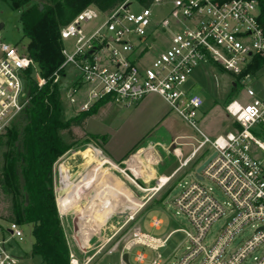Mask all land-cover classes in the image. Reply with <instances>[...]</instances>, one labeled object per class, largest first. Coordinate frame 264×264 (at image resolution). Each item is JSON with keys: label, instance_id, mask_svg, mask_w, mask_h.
<instances>
[{"label": "built area", "instance_id": "built-area-1", "mask_svg": "<svg viewBox=\"0 0 264 264\" xmlns=\"http://www.w3.org/2000/svg\"><path fill=\"white\" fill-rule=\"evenodd\" d=\"M260 13L259 0H124L106 12L87 6L61 27L64 60L53 82L74 72L65 94L77 114L101 99L129 106L155 94L195 131L174 142L171 152L178 166L159 185L182 172L192 178L174 182L173 188L181 186L174 205L191 230L160 237L135 228L122 246V264L123 254L137 246L158 252L177 230L185 232L188 246L174 264H264V98L248 85L251 76L242 74L256 55H264ZM0 52L2 135L30 103L28 81L41 87L46 80L25 47L0 38ZM201 64L242 78L240 92L226 105L238 126L215 138L200 128L205 100L189 84ZM187 138L191 141H179ZM182 146L191 148L187 155ZM213 154L198 177L197 168ZM206 180L220 188L227 203ZM220 221L221 233L209 241ZM162 224L159 217L151 218L153 229ZM17 239H24L22 225L0 216V264H20L12 251ZM148 259L145 250L135 254L137 263ZM70 264H81L72 253ZM151 264H163L161 255Z\"/></svg>", "mask_w": 264, "mask_h": 264}, {"label": "rangeland", "instance_id": "rangeland-1", "mask_svg": "<svg viewBox=\"0 0 264 264\" xmlns=\"http://www.w3.org/2000/svg\"><path fill=\"white\" fill-rule=\"evenodd\" d=\"M40 1L42 0H34V2ZM134 8H138V6H134ZM2 22L4 27L0 29L1 40L12 46H23L26 48L29 40L22 31L20 10L14 9L9 2L4 0H0V23ZM67 73L68 77L59 82L64 105L63 118L65 120L77 114L68 103L65 94L68 86H70L69 83L72 80V76H74V72L70 69ZM246 75L251 76V81L248 85L253 87L261 98H264V67L256 73H246ZM241 79L239 77L233 78L231 73L215 64H201L195 69L189 84L194 85L195 91L199 92L205 100L200 119V128L211 138H215L218 135H226L234 129L235 123L233 118L227 113L226 105L231 98L240 92ZM72 130L74 140L69 139L67 131L60 133L65 142H74L75 144L74 148L70 150L71 152H68L64 157V160L69 161L70 165L81 159V156L76 154L81 151L80 149H84L86 152L89 148L92 149L90 157L93 162L97 159L94 154L97 151L101 153V158L105 153H108L112 158L121 157L114 163L115 167L113 164L105 166L106 169L111 167L112 177H116L117 181L122 183L127 192L126 196L122 195V201L118 202L117 206H114L115 209L111 213L112 232H116V230L118 232L111 242L112 245L116 242L124 244L131 231L135 228L160 237H165L176 229L191 230L188 220L184 215L178 213V209L174 205V200L181 191V186H177L174 191L173 188L174 182L184 184V181H189L192 178L182 172L165 185H159L160 182L162 184L167 179L166 176H169L170 172L178 165V160L171 152L172 139L177 136L195 134V131L161 97L156 95L151 97L146 103L139 104L138 102L129 106L109 101L95 115L89 117L82 127L75 126ZM88 134H106L107 139L105 141L101 138L93 140ZM2 140H0V170H2L4 164L2 156L4 148L1 147ZM179 141H191V139H179ZM181 148L185 155L191 150L190 147L186 146ZM263 156L264 154L261 153L260 159L264 162ZM123 158L124 160H122ZM137 158H139L138 166L136 165L135 168L138 169L129 167V162L132 159L137 160ZM82 166H84V163L72 169L68 165L63 164L60 171L61 182H65V176L69 172L71 173L73 170L79 171ZM58 168L59 165L56 162L54 164V174L57 201L60 197L58 192L62 187L59 183ZM66 168H69V170ZM139 169L144 174L139 172ZM205 183L213 187L216 197L221 202H228L226 195L213 182L206 180ZM99 189H97V192L100 191ZM82 196H84V193ZM87 201L83 202L84 206L80 208L82 209L81 211L76 209L79 200L75 202L77 203L76 205L73 204L61 211L65 213L72 212L69 215L70 222H76L81 212L87 214L94 209L90 210L89 197ZM9 205L8 197L0 191L1 217L7 214ZM95 208L97 209V207ZM154 216L159 217L163 221L160 229H153L150 225L151 218ZM222 223V221L217 222L211 228L209 241L216 239L221 233ZM22 229L24 239H17L12 243V251L21 258L20 264H47L39 255L32 253V244L34 242L32 224L22 225ZM183 230L175 231L170 236L167 245L158 252L143 246L135 247L129 253L131 264H140L135 261V254L138 250H145L149 256V259L143 264H151V260L156 258L158 254L161 255L163 264H174L177 257L188 246L186 234ZM107 233H109V230H107ZM243 233L244 236H248L250 231ZM101 253L102 255L96 259L95 264H121L119 248L105 252L102 250ZM175 253L176 255L174 256Z\"/></svg>", "mask_w": 264, "mask_h": 264}, {"label": "trees", "instance_id": "trees-1", "mask_svg": "<svg viewBox=\"0 0 264 264\" xmlns=\"http://www.w3.org/2000/svg\"><path fill=\"white\" fill-rule=\"evenodd\" d=\"M4 1L20 10L22 31L29 40L27 53L37 62L40 75L46 80L41 87L35 80L28 81L30 103L0 135V140L4 139L0 191L10 203L4 218L20 225L32 224V253L45 263L70 264V249L56 203L54 164L75 144L65 142L60 133L67 131L69 139L74 140L72 128L82 127L108 100H98L89 109L63 118L60 84L53 82V74L64 60L60 30L87 6L106 12L124 0ZM259 5L264 26V0H259ZM263 67L264 55H256L242 74L256 73ZM88 135L93 140L107 139L106 135Z\"/></svg>", "mask_w": 264, "mask_h": 264}, {"label": "crops", "instance_id": "crops-1", "mask_svg": "<svg viewBox=\"0 0 264 264\" xmlns=\"http://www.w3.org/2000/svg\"><path fill=\"white\" fill-rule=\"evenodd\" d=\"M153 96L156 95L151 94L146 96L143 100L139 102V104L148 102V100L151 99V97ZM178 137L180 136H177L172 139L171 142L172 145L174 144V142L177 141ZM80 150L81 151L76 154H79L81 156V159L77 160L75 164L73 163L72 165H70L69 161L64 160L65 155H67L68 152H71L69 150L56 161L57 165L63 166V164H65L73 169L74 167L84 163L85 155L83 151L85 150L84 149H80ZM90 151L93 150L89 148L87 150V155L89 156L91 163L85 164L80 168L79 171L73 170L71 173L70 172L68 173V174H72L78 172L72 178L74 185L73 187H71L72 188L71 193L68 196H66V199H68L69 203L64 209H66L67 207L73 204L76 205L77 203L75 202H78L79 200L78 202L79 204L76 205L77 207L76 209L81 211L82 209L80 208L84 206L83 204L84 201L88 202L87 201L88 197L90 202L88 203L90 206V210L93 208L94 209L87 214L85 212H81L76 222L75 221L70 222L69 215L72 212L71 213L62 212L60 207H58L60 200L58 199L57 201L56 198L57 207L59 210L63 228L68 241L70 253H72L75 256V258L78 260V262H80L81 264H95L96 259L102 255L101 253L102 250H104L105 252L108 250L110 251L119 248L121 253L123 246V244H120V242H116L113 245L111 244L112 240L114 239V236H116L118 232L117 230L116 232H112L113 228H111L112 225L110 221L112 218L111 213L115 209L114 206H117L118 202L122 201V195L126 196L127 192H126V188L122 185V183L119 182L120 183L119 186L116 177H112V173L110 171L111 167H107V169L105 167V166H111L112 164L115 167L114 163H116L121 157L116 159V158H112L108 153H105V155L101 158L100 157L101 153L97 151L96 153L93 152L97 157V159L94 158L96 159V161L93 162L90 157ZM172 155L176 157L173 154V152ZM122 160H124V158ZM138 160L139 158H137V160L132 159L129 162L130 165L129 167L135 168L136 165L138 166ZM176 167L170 172V174L176 169ZM66 169L69 170V168ZM58 172H59V183L61 185L59 169ZM139 172L144 174L141 169H139ZM68 174L65 176V180ZM54 186H55V174H54ZM98 188H100L99 192H97ZM114 188L120 190L119 191H117V189L113 190ZM113 192L114 194L112 195ZM83 193L84 196H82ZM95 207H97V209ZM107 230H109V233H107ZM121 264H122V253H121Z\"/></svg>", "mask_w": 264, "mask_h": 264}, {"label": "bare ground", "instance_id": "bare-ground-1", "mask_svg": "<svg viewBox=\"0 0 264 264\" xmlns=\"http://www.w3.org/2000/svg\"><path fill=\"white\" fill-rule=\"evenodd\" d=\"M84 153V155H85V162H84V165L85 164H87V163H91V160L89 159V156L87 155V152L86 151H84L83 152ZM78 172H76V173H72V174H68V176L66 177V180H65V182L64 183H62L61 185H62V187H61V194H60V197H59V200H60V202H59V206L58 207H60V209L62 210V209H64L66 206H67V204L69 203V201H68V199H66V196H68L70 193H71V191H72V188L71 187H73V185H74V183H73V181H72V178L77 174ZM111 179V178H110ZM109 179V180H110ZM167 180V179H166ZM165 180V181H166ZM164 181V182H165ZM68 182V183H67ZM118 182V181H117ZM100 183V182H99ZM118 184H119V186H120V183L118 182ZM109 186V185H108ZM105 187V186H104ZM122 187V186H121ZM118 188V187H117ZM117 188H114L113 190H116ZM120 189H117V191H119ZM101 193V192H100ZM99 193V194H100ZM120 194H122V193H120ZM132 208V207H131Z\"/></svg>", "mask_w": 264, "mask_h": 264}, {"label": "water", "instance_id": "water-1", "mask_svg": "<svg viewBox=\"0 0 264 264\" xmlns=\"http://www.w3.org/2000/svg\"><path fill=\"white\" fill-rule=\"evenodd\" d=\"M40 8H43V5L40 4ZM4 27V23H0V29H2ZM233 85H235V83H233ZM215 154H213L212 156H210L207 160H205L198 168H197V176L201 177L199 175V172L210 162V160L214 157ZM62 165H59V170L61 171ZM59 196L61 194V189L58 192ZM123 260L126 262V264H131L130 259H129V254L128 253H124L123 255Z\"/></svg>", "mask_w": 264, "mask_h": 264}]
</instances>
